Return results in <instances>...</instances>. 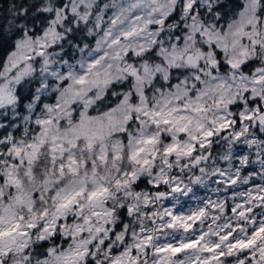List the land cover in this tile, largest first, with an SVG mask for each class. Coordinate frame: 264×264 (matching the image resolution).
Returning a JSON list of instances; mask_svg holds the SVG:
<instances>
[{
	"label": "snow or ice",
	"instance_id": "snow-or-ice-1",
	"mask_svg": "<svg viewBox=\"0 0 264 264\" xmlns=\"http://www.w3.org/2000/svg\"><path fill=\"white\" fill-rule=\"evenodd\" d=\"M8 12L0 23V264L20 253L23 264L34 254L46 257L37 264H104L99 246L107 264H141V256L143 264L149 256L151 264H264V184L254 178L264 176V0H28ZM117 134L132 170L116 163L121 141L109 150ZM161 139L169 169L167 158L178 165L197 148L221 154L230 168L221 164L213 180L231 193L247 174L242 198L169 207L168 193L183 189L177 174L154 167ZM207 159L196 155L192 168ZM109 160L113 185L129 189L118 209L106 206L112 193L97 175ZM65 174L72 186L51 196V212L37 210ZM141 184L149 191H131ZM153 200L165 201L163 211ZM145 216L159 227H145ZM225 216L222 227L203 230L204 220ZM164 229L194 234L153 236ZM60 239L67 247L58 254L45 250Z\"/></svg>",
	"mask_w": 264,
	"mask_h": 264
},
{
	"label": "clouds",
	"instance_id": "clouds-1",
	"mask_svg": "<svg viewBox=\"0 0 264 264\" xmlns=\"http://www.w3.org/2000/svg\"><path fill=\"white\" fill-rule=\"evenodd\" d=\"M96 108H100L101 105H96ZM147 128V126H146ZM135 129V125H133V130ZM147 131L150 133H155L160 131L159 129L156 128H147ZM251 131V130H250ZM166 134V133H165ZM230 135V134H229ZM121 141L124 145L123 151H122V158L120 160H118L116 163L119 165L120 171L123 172L125 170H132L133 167H136L135 165L131 164L128 160V143L127 141L124 140L123 136H121L120 134H117L111 138H109L107 140V143L109 145V150H111V144L114 141ZM185 140H187V137H185ZM216 143L220 144L221 147H224L225 141H224V137H219L218 139H216ZM163 146H164V141L163 139H161V143L158 146L159 147V156L157 157L154 167L155 169L159 170L162 167H164V170L166 173L169 174V176H171L172 174H177V183H180L181 188L183 189L182 191L179 192H169L168 193V199L172 201L171 205H168L169 207H183L185 209V211H191L192 209H196L199 206H201V201L207 199V198H211L213 200H227L229 197L235 196L237 197V200L235 201H230L231 203H236L238 202V200L240 198H242L244 192H246V189L243 188V176L247 175V174H242L241 179L235 184L232 185L234 191L231 193H228L225 188L218 186L215 181L213 180L212 177V173L214 170L218 169L221 164L224 165L225 168H230V165L225 163L224 160L221 158V154L219 153H213L211 155H209L210 150H201L200 148L196 149V152L193 153V155L191 157H186L184 155H180L179 157V164L177 165V159L176 157H171V158H167L169 160V163L173 164L175 167L172 169L166 168L163 164V161L166 159V157L163 155ZM230 146V145H229ZM196 155H200L202 158L204 156H208L207 161H203L196 166V169L192 168V165L195 162L196 159ZM85 158L87 157V154H85ZM42 159H45V163H46V158L42 157ZM217 160H220V163H216ZM185 165H187L188 167H185ZM199 168H205L206 171L204 173H201L199 171ZM257 169L259 171V166L257 165ZM138 170V169H137ZM85 170L82 169L81 170V175H83V172ZM89 173L91 172V169L89 168L87 170ZM104 175L107 178L108 181V187L111 190V197L107 200L106 206L108 207H112L114 209H118L120 207L121 204H126L129 202V200L125 199V194L127 191H129V189H117V187H115L112 183L113 179L117 177V172L116 169L112 167V162L111 160H109V164L105 167L100 168L99 173L97 175ZM156 173H153L152 175H155ZM195 176H200L201 177V181L199 183H193L192 182V178H194ZM143 179H147L149 178L147 173H145V175L142 177ZM258 182H260L261 184H264V176H260V175H256L254 177ZM73 180V177L65 174V176L63 177V179L61 180V182L59 184L53 185L51 186V190L46 194L45 199L48 201V203L45 204H40L39 202L36 205V209L40 210L44 207H47L49 209V211H52V202H51V196L55 194L56 190L65 186H69L71 187V181ZM137 183H140L139 180H137ZM251 186V185H250ZM26 187H28L29 190H31V185H27ZM75 187H79V185H75ZM89 189H91L92 187H94V185L89 184L88 185ZM191 189V191H188V189ZM199 189V190H197ZM131 191H133V193L135 191H141V192H145V191H149V188L145 187L143 184H141L140 188H133L131 189ZM5 192H7V190H5ZM131 202L135 203H139V204H143V199H141L139 202L132 200ZM82 203H85V209H84V215H90L91 213V209L87 206L86 201H82ZM153 204H154V209L155 210H159V211H163L164 207H165V201L164 200H153ZM260 210H264V206L261 207ZM140 212H144V208L140 207L139 208ZM23 214L27 217L29 215L28 212H23ZM211 215V213H210ZM95 217H93V221L95 222ZM114 219H119L118 216L114 217ZM228 219L227 216H225L224 219H222L221 221H219V223L215 222V221H211L210 218L206 219L203 221V230L206 232L212 231L215 228H219L222 227V225L226 222V220ZM232 220H235L236 217H231ZM133 221H137L138 217L137 216H133L132 217ZM144 223H145V227H152V228H158L159 224L155 225V226H150L148 224V218L147 216L144 217ZM211 223L213 225V229H209L208 224ZM100 227L102 228L103 225L101 224ZM129 227H132V224L129 225ZM201 230V226L198 224L196 226L195 231H200ZM153 236H159L160 239L163 240H172L175 239L177 236H180L181 238H187L188 236H191L194 234V232H189V233H184L183 231H168L167 229H164L161 232H156L153 231ZM39 235L38 231H34L32 232V240L33 242H36L37 240V236ZM103 239V235L99 234L96 235V240L99 241ZM154 244L157 243V241L154 239L153 241ZM47 247H55L57 250V254L61 251L62 247L66 248L67 245H65L63 243V239L57 240L55 242V244H53L51 241L49 242L48 245L45 246V250L47 249ZM98 247V245H93V248ZM30 251H32L33 253L35 252V249L32 248L30 246ZM26 253H20L18 256H13L11 258H9V264H23L22 261V257L23 255H25ZM40 258H46V257H41L38 255H33L32 256V264H37V260ZM97 260L103 261L104 264H107L108 261V252L106 251V249L103 246H99V253L96 257ZM181 259H183V257H181ZM149 260V264H151L152 262V257L149 256L148 258ZM144 261V257L141 256V264H143Z\"/></svg>",
	"mask_w": 264,
	"mask_h": 264
},
{
	"label": "trees",
	"instance_id": "trees-1",
	"mask_svg": "<svg viewBox=\"0 0 264 264\" xmlns=\"http://www.w3.org/2000/svg\"><path fill=\"white\" fill-rule=\"evenodd\" d=\"M28 0H0V23L7 25V20L10 19L8 10L12 5H24Z\"/></svg>",
	"mask_w": 264,
	"mask_h": 264
}]
</instances>
